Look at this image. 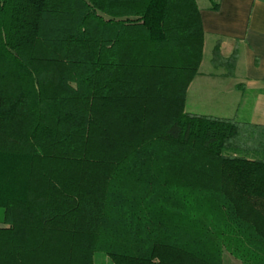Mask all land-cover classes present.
Returning <instances> with one entry per match:
<instances>
[{
  "label": "trees",
  "instance_id": "obj_1",
  "mask_svg": "<svg viewBox=\"0 0 264 264\" xmlns=\"http://www.w3.org/2000/svg\"><path fill=\"white\" fill-rule=\"evenodd\" d=\"M203 50L196 0H0V264H264V126L186 111Z\"/></svg>",
  "mask_w": 264,
  "mask_h": 264
},
{
  "label": "crops",
  "instance_id": "obj_2",
  "mask_svg": "<svg viewBox=\"0 0 264 264\" xmlns=\"http://www.w3.org/2000/svg\"><path fill=\"white\" fill-rule=\"evenodd\" d=\"M196 1L204 29L203 58L210 46V64L204 66L202 59L187 90L186 111L264 126V0ZM218 42L224 58L238 50L234 76L211 62Z\"/></svg>",
  "mask_w": 264,
  "mask_h": 264
},
{
  "label": "rangeland",
  "instance_id": "obj_3",
  "mask_svg": "<svg viewBox=\"0 0 264 264\" xmlns=\"http://www.w3.org/2000/svg\"><path fill=\"white\" fill-rule=\"evenodd\" d=\"M200 4L203 5L204 3H208V0H199ZM210 49V46L208 47V50ZM206 49L205 51V56L203 58V62H204V66H207L210 64L209 62V58H210V51H208ZM2 225L0 224V227ZM223 264H242L240 261H238L237 259H235L232 255H230V253L228 252H224V256H223Z\"/></svg>",
  "mask_w": 264,
  "mask_h": 264
}]
</instances>
